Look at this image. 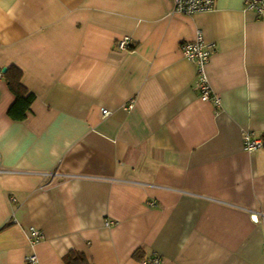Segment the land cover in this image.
Instances as JSON below:
<instances>
[{
    "label": "crops",
    "instance_id": "1",
    "mask_svg": "<svg viewBox=\"0 0 264 264\" xmlns=\"http://www.w3.org/2000/svg\"><path fill=\"white\" fill-rule=\"evenodd\" d=\"M198 31L217 45L219 112L181 49ZM12 65L36 96L24 120ZM246 131L264 134V15L245 0L190 16L174 0H0V264H264V147Z\"/></svg>",
    "mask_w": 264,
    "mask_h": 264
},
{
    "label": "built area",
    "instance_id": "2",
    "mask_svg": "<svg viewBox=\"0 0 264 264\" xmlns=\"http://www.w3.org/2000/svg\"><path fill=\"white\" fill-rule=\"evenodd\" d=\"M175 11L177 13L190 16L196 13L212 10L215 6V0H174ZM245 8L252 10L258 15H264V0H245ZM118 47L122 50L131 48L130 37H124L118 42ZM217 45L214 42H208L202 31H198L195 39L185 41L181 45V49L185 58L194 61L197 65V85L199 87L200 98L203 101H210L216 106L217 112L222 107V100L215 92L208 74L207 65L211 56L216 51ZM131 107V106H129ZM103 115L108 116L111 111L108 108L102 110ZM244 146L248 151H255L264 147V140L262 137L256 136L253 131H246L244 133ZM1 160V154H0ZM151 205L156 206V202H151ZM112 222L107 221V225ZM28 238L30 244L34 245L44 238L43 232L36 228L30 227ZM37 255L32 254L28 257V261L32 263L37 262ZM142 264H162L161 255L154 253L153 255L145 258Z\"/></svg>",
    "mask_w": 264,
    "mask_h": 264
},
{
    "label": "trees",
    "instance_id": "3",
    "mask_svg": "<svg viewBox=\"0 0 264 264\" xmlns=\"http://www.w3.org/2000/svg\"><path fill=\"white\" fill-rule=\"evenodd\" d=\"M7 84L14 93L16 99L9 110V114L15 119L24 120L31 111V106L35 100V94L31 92L23 82L24 71L12 65L4 73ZM264 140V134L262 136ZM65 264H89L87 256L79 251L71 250L64 256Z\"/></svg>",
    "mask_w": 264,
    "mask_h": 264
},
{
    "label": "rangeland",
    "instance_id": "4",
    "mask_svg": "<svg viewBox=\"0 0 264 264\" xmlns=\"http://www.w3.org/2000/svg\"><path fill=\"white\" fill-rule=\"evenodd\" d=\"M30 242V241H29ZM38 258V257H37ZM32 263V262H31ZM39 263V260L37 259V262L35 264ZM34 264V263H33Z\"/></svg>",
    "mask_w": 264,
    "mask_h": 264
},
{
    "label": "water",
    "instance_id": "5",
    "mask_svg": "<svg viewBox=\"0 0 264 264\" xmlns=\"http://www.w3.org/2000/svg\"><path fill=\"white\" fill-rule=\"evenodd\" d=\"M7 70V68L5 67L4 69H3V71L5 72Z\"/></svg>",
    "mask_w": 264,
    "mask_h": 264
}]
</instances>
